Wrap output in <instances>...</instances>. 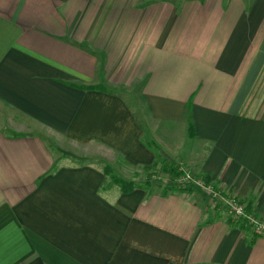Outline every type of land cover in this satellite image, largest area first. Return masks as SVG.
Instances as JSON below:
<instances>
[{"label":"crops","instance_id":"crops-1","mask_svg":"<svg viewBox=\"0 0 264 264\" xmlns=\"http://www.w3.org/2000/svg\"><path fill=\"white\" fill-rule=\"evenodd\" d=\"M104 151L264 223V0H0V264H264L195 193L106 188Z\"/></svg>","mask_w":264,"mask_h":264},{"label":"rangeland","instance_id":"rangeland-1","mask_svg":"<svg viewBox=\"0 0 264 264\" xmlns=\"http://www.w3.org/2000/svg\"><path fill=\"white\" fill-rule=\"evenodd\" d=\"M149 141V139H147ZM104 156L100 160H97L96 164L100 166L106 173V188L114 187L113 179L114 177L118 179L125 180L127 182L133 183L137 187H147L149 190L161 192L163 190L170 191L172 189L177 190H185L188 193H195L196 197L205 199L207 203H211L213 210H219L221 214H228L226 208L216 200H213L212 197L207 194L203 189L199 188L193 182L184 181L183 178H178L173 180L168 175H165L162 172V167L165 166H175L177 164L171 160L160 157L158 161L154 164V168L152 170H147L145 168H131L128 167L123 161L115 156L107 155V152L104 151ZM107 158L110 161H105ZM87 162L93 161V159H86ZM180 171L181 167L179 166ZM184 172L189 174L193 181H201L204 185L205 183L202 181L203 177H197L194 174L184 169ZM208 189L214 190L217 193L222 194L221 189L210 183L209 185H205ZM229 195V194H228ZM229 215V214H228Z\"/></svg>","mask_w":264,"mask_h":264},{"label":"trees","instance_id":"trees-1","mask_svg":"<svg viewBox=\"0 0 264 264\" xmlns=\"http://www.w3.org/2000/svg\"><path fill=\"white\" fill-rule=\"evenodd\" d=\"M189 125H190V131L193 132L191 117H190ZM154 167L155 166L152 165V166L146 167L145 169L152 170ZM162 172L165 175H168L169 177H171L173 180H176L178 178L184 177V175H185V172L183 170L180 171V168L179 167H175V166L162 167ZM104 174L107 177V173L105 171H104ZM112 181H113V184L115 186H117L122 193H125V194L130 193V192H132V191H134V190H136L138 188H144L145 190H149L147 187H137L131 182H127L125 180L118 179L116 177H114V179ZM202 181L205 183V185H209L211 183L210 179L207 178V177L203 178ZM171 191H174V189L170 190V192ZM163 192H165L164 193L165 195L168 194L167 190H163ZM176 192H178V191H176ZM181 192H186V191L185 190H181ZM227 195L228 194H227L226 191H222V196H227ZM239 202L242 203L241 201H239ZM242 204L245 206V213L248 216H253L254 218L258 219L257 216L254 215L253 212H252V206H253L252 203H249L247 206L244 203H242ZM230 217L232 219L231 221H233L238 228H240L244 232H249L254 237L252 239V241L255 240L256 238H258L259 236H261L260 234L255 232V229L253 228V226H251L249 224L248 220H246V219L245 220H242V219L236 220L232 216H230Z\"/></svg>","mask_w":264,"mask_h":264},{"label":"built area","instance_id":"built-area-1","mask_svg":"<svg viewBox=\"0 0 264 264\" xmlns=\"http://www.w3.org/2000/svg\"><path fill=\"white\" fill-rule=\"evenodd\" d=\"M184 181L193 182L199 188L203 189L207 194H209L213 200L219 201L224 207H226L228 214L236 220H248L249 224L253 226L255 232L263 235L264 234V223L260 220L254 218L253 216H248L245 213V206L239 202L236 198L227 195L222 196V194L215 192L214 190L208 189L201 181H193L191 176L185 173L182 177Z\"/></svg>","mask_w":264,"mask_h":264}]
</instances>
